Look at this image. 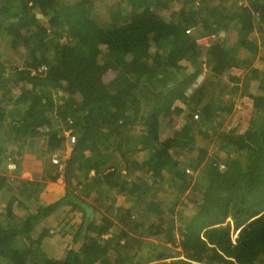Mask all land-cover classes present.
<instances>
[{"label":"trees","instance_id":"obj_1","mask_svg":"<svg viewBox=\"0 0 264 264\" xmlns=\"http://www.w3.org/2000/svg\"><path fill=\"white\" fill-rule=\"evenodd\" d=\"M245 3L0 0V45L18 54L0 56V167L15 151L38 169L17 180L34 206L0 224V264H264V0ZM234 66L256 83L240 133L219 120ZM59 176L63 195L39 203ZM64 207L57 232L83 241L55 258L39 224Z\"/></svg>","mask_w":264,"mask_h":264},{"label":"rangeland","instance_id":"obj_2","mask_svg":"<svg viewBox=\"0 0 264 264\" xmlns=\"http://www.w3.org/2000/svg\"><path fill=\"white\" fill-rule=\"evenodd\" d=\"M113 0H109L110 3H112ZM181 2V1H180ZM99 11L102 13H104L106 11V7L103 5V7H99ZM253 36L256 37L257 36V32L253 33ZM258 37V36H257ZM0 56H10L12 59L18 61V54L12 52L11 50L7 49V44L6 43H2L0 45ZM254 66L262 69L263 68V63L260 60H255L254 62ZM116 72L115 71H111L108 70L104 73L103 79L106 83L111 84V82H113L115 76H116ZM230 76L233 77H240L241 79L239 80V82H230V87H233L232 90V95L234 97V104H233V108L231 109V111H224V113L222 112V118H219V120L221 121V128L222 129H231V128H235V132L236 133H240L243 132L248 124L249 118L251 116V109H252V99L250 98L249 94L256 92V83L254 81L250 82L249 85H246L245 83H243V80L245 79V74L243 75V71L240 72V70H236L233 73H229ZM238 75V76H237ZM228 77V73H226L224 75V78ZM201 82V76L199 78H197L196 83L192 86L195 87L196 85H198ZM227 96L224 97V99H226ZM223 107H226V105H223ZM166 121L167 119L162 120L161 122V138H164L165 136H167L169 134L170 127H166ZM174 123L175 126L179 125L182 123V118L181 117H175L174 118ZM213 140L212 139H208L207 141L205 140L204 142H202L203 145H205L207 147L208 150V154H212L214 151V146H213ZM145 158V157H144ZM35 160V159H34ZM33 160V161H34ZM35 163V161H34ZM36 165V164H35ZM37 166V165H36ZM34 167V165H33ZM32 169V168H31ZM198 171L199 170H190L189 174L192 175L193 177L198 176ZM178 208H182V206L179 204ZM190 206H188V208H183L184 209V213H188L189 211H191V208H189ZM65 209H67L66 207L62 208L60 210V212L55 213V217L52 220V222L49 223V226L54 227V229H51V235L47 237V240L49 241L48 244H43L42 248L43 250H55L59 251V253H62V256L65 254L66 248H70L72 246H74L77 242H75L72 238L73 234L71 233H67L65 234L66 236L61 235L62 233L57 232V230L59 229L58 226V222L61 221L62 218V212L65 213ZM58 214V216H57ZM69 216H72L71 213H69ZM79 216V214H78ZM98 216V215H97ZM90 218V217H88ZM1 220V219H0ZM56 227V228H55ZM60 230V229H59ZM70 236V237H69ZM175 236L177 238V240L180 238L179 234L175 233ZM50 237V238H49ZM55 237V238H53ZM69 238V241L67 242V245H65L64 249L62 247V245L64 243H66V241H64V238ZM53 238L51 241L49 239ZM72 238V239H71ZM60 242L56 245V242ZM70 246V247H69ZM166 246V247H164ZM162 246L161 248L159 247V249H164V248H169L168 250H173V246L171 244H166ZM177 246V250H179L180 248ZM63 251V252H62ZM61 256V257H62Z\"/></svg>","mask_w":264,"mask_h":264},{"label":"crops","instance_id":"obj_3","mask_svg":"<svg viewBox=\"0 0 264 264\" xmlns=\"http://www.w3.org/2000/svg\"><path fill=\"white\" fill-rule=\"evenodd\" d=\"M236 70H240V72L243 71V75H244V73L248 71V68L234 66L230 69L229 73L234 74V71ZM235 79L239 81L241 78L236 77ZM10 145L9 144L7 145V149H10L11 147ZM63 152L65 151L62 150L61 153ZM18 159L19 158L18 156L15 155V151H14L11 157L7 158L6 164L3 165L4 167H0V219H1L0 224H2L7 219V217L9 218L12 215L13 216L17 215L21 217L24 216L28 208L31 209L34 206V202L31 199L22 201V198L17 195L16 189H18V182H17L18 179H28V180L32 179V176H33L32 171H36L37 169L35 166L33 167V165L35 164L34 163L35 157L34 155L27 153L21 157V160L18 161ZM64 186L65 185H64L62 176H59L54 181H47L44 188L39 193L38 202L41 204H48V203H51L57 200L63 195ZM22 208H23V211H21ZM54 217H55L54 214L49 216L48 218H46L44 221H42L39 224V227L42 228L44 226H49V223L52 222L51 219H53ZM64 236L66 235L64 234ZM53 238L49 240L51 241ZM63 240L66 241V243L62 245L64 249L65 245H67V242L69 241V238L66 237ZM48 242L49 241L47 240V237H45L42 241V245L48 244ZM58 243L60 242L59 241L56 242V245ZM45 252L49 256L55 257V258H59L62 256V253H59V251L55 252V250L53 251L46 250Z\"/></svg>","mask_w":264,"mask_h":264},{"label":"built area","instance_id":"obj_4","mask_svg":"<svg viewBox=\"0 0 264 264\" xmlns=\"http://www.w3.org/2000/svg\"><path fill=\"white\" fill-rule=\"evenodd\" d=\"M238 3L241 5L246 4L245 0H238ZM211 37H213V35L201 36V37H198L196 39V42L202 49H204L210 45V38ZM194 117L197 118V115H194ZM65 135L69 138V142H71V143L74 142L75 136L71 133L70 129L65 130ZM59 160H60V155L58 153H54L52 155L51 161L55 164L57 163V164L61 165ZM187 172H190V170L187 169Z\"/></svg>","mask_w":264,"mask_h":264},{"label":"water","instance_id":"obj_5","mask_svg":"<svg viewBox=\"0 0 264 264\" xmlns=\"http://www.w3.org/2000/svg\"><path fill=\"white\" fill-rule=\"evenodd\" d=\"M82 241H83V235H81L80 240L74 245V248H76V249L79 248L81 243H82Z\"/></svg>","mask_w":264,"mask_h":264}]
</instances>
